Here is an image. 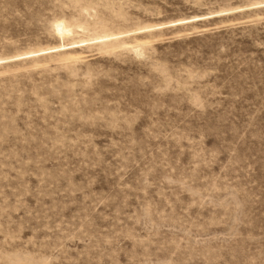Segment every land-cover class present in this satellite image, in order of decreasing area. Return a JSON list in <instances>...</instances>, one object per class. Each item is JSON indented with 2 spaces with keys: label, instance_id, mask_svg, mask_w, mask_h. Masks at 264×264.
<instances>
[{
  "label": "rangeland",
  "instance_id": "obj_1",
  "mask_svg": "<svg viewBox=\"0 0 264 264\" xmlns=\"http://www.w3.org/2000/svg\"><path fill=\"white\" fill-rule=\"evenodd\" d=\"M0 264H264V0H0Z\"/></svg>",
  "mask_w": 264,
  "mask_h": 264
},
{
  "label": "bare ground",
  "instance_id": "obj_2",
  "mask_svg": "<svg viewBox=\"0 0 264 264\" xmlns=\"http://www.w3.org/2000/svg\"><path fill=\"white\" fill-rule=\"evenodd\" d=\"M107 37H110V36L101 37V40H105Z\"/></svg>",
  "mask_w": 264,
  "mask_h": 264
}]
</instances>
